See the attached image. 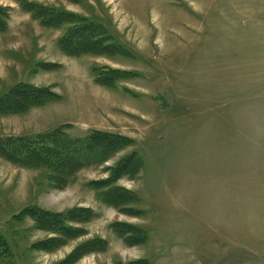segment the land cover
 Segmentation results:
<instances>
[{
  "label": "rangeland",
  "instance_id": "rangeland-1",
  "mask_svg": "<svg viewBox=\"0 0 264 264\" xmlns=\"http://www.w3.org/2000/svg\"><path fill=\"white\" fill-rule=\"evenodd\" d=\"M21 84L59 98L0 114V140H122L59 173L0 155L12 264H264V0H0V96ZM75 209L63 242L42 212Z\"/></svg>",
  "mask_w": 264,
  "mask_h": 264
},
{
  "label": "trees",
  "instance_id": "trees-1",
  "mask_svg": "<svg viewBox=\"0 0 264 264\" xmlns=\"http://www.w3.org/2000/svg\"><path fill=\"white\" fill-rule=\"evenodd\" d=\"M47 10H51V9H47ZM88 36H87L88 40L86 41L88 43L91 42L92 44L100 43L102 42V39L106 38V34L103 30H100L99 33L94 34V37H92V34L89 37ZM79 40L81 41V39ZM79 40H77L78 41L77 43H74L76 47L81 46L82 42L80 43ZM63 41L65 40L64 39L61 40L60 43L62 44ZM63 47H66V44H64ZM66 50L67 49H65V51ZM67 55H74V54L73 52H69V53L67 52ZM23 92L25 94L28 93V95L24 97L22 95ZM40 94L45 96V98L42 99V96ZM49 98L58 99L59 96L53 94L52 91H50L49 89L43 90V88L34 87L31 86L30 84H21L19 85V87L17 86L15 89L9 91L6 95L0 96V114L6 113V115H8V113H13L17 111L20 112L21 109H23L21 112L27 111L29 110V109H25L27 107H33L35 105L38 104L41 105L43 103L46 104ZM60 130L61 129L59 128V130L55 129L45 134L42 133L41 135L34 138L14 137V138L0 140V155L4 156L8 161H13L15 163L20 164L21 166L24 165L26 167H33V168L44 167L46 169L51 170L52 172L57 173L59 169H61L62 165L65 166L66 164H69L68 166L65 167L68 170L71 169V164L74 163L86 167L88 165V162L86 163V159L90 162L94 160H97L98 162L99 157L101 158V156L105 152L103 149L102 150L99 149V152L96 151L97 154L94 155L93 157H88L87 154H89V151L94 148L95 142L97 143L98 140H101L100 138L101 136L107 135V137H109L110 139L113 138L112 139L113 141L122 140V138H116L114 137V135L110 136L109 134H105L102 132H93L87 137H85L84 140L83 139L72 140L71 137H69L64 132H61ZM102 159L103 158H101V160ZM67 170H65V172H67ZM69 172L71 173V171ZM66 174L70 175L68 174V172L65 173V176ZM61 175H64L63 172L59 176ZM117 175H115V177L112 179L117 178L118 177ZM119 191L120 194L118 193ZM105 193L102 192L98 194L99 196L102 195V197L104 196L106 198L108 196L105 195ZM110 194L114 197L113 199L116 198L119 199L122 196L124 198H127L126 200H124L125 204L130 203L132 199H135L134 195L129 193L127 190L124 191V189L120 187L114 188L113 193H111L110 190ZM103 201L106 202L105 199ZM126 212H130V214H132L133 212L135 213V210L126 209L125 213ZM81 214H84V216H86L88 220L89 218L91 219L95 215V213H93L90 209H88V211H86L85 209L80 212L75 209V211L72 210L63 214L51 213V212L49 213L48 211L43 210L42 217H46L47 219L46 221H48L49 224L52 223L53 224L52 226L54 225L56 226L54 227V229L59 234L60 240L64 242V240L72 239L74 237L77 238L81 236L83 230H78V228L74 229L73 226H71L69 223H66L69 221L76 222V219L82 218ZM130 227L131 226L125 224H114L113 226L114 230L117 232L119 231L120 232L119 234L121 235H123L122 232L126 234L128 232V231L125 232L126 229L127 228L130 229ZM120 228H124V230L121 231ZM136 229H137L136 230L137 236H135L137 237L136 243L140 244L141 242L146 241L148 238L146 233L143 232L141 233V231H138V228ZM127 243L128 241H126V244ZM6 247L7 246L5 239L0 236V264H12L10 262L11 260L10 258H12L11 253L10 251H8V248ZM92 249L94 251L103 252L105 249H107L106 241H104L103 239L101 240L100 238L92 239L89 242H86L78 246L77 249L74 250L73 253L66 260L72 259L74 256L80 254L79 252L90 253Z\"/></svg>",
  "mask_w": 264,
  "mask_h": 264
}]
</instances>
